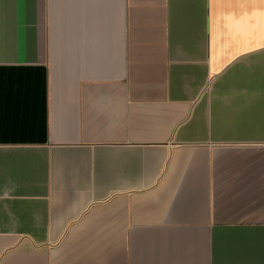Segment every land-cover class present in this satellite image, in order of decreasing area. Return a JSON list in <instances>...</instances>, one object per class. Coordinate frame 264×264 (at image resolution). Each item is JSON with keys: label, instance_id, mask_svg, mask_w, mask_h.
Returning a JSON list of instances; mask_svg holds the SVG:
<instances>
[{"label": "crops", "instance_id": "crops-1", "mask_svg": "<svg viewBox=\"0 0 264 264\" xmlns=\"http://www.w3.org/2000/svg\"><path fill=\"white\" fill-rule=\"evenodd\" d=\"M0 264H264V0H0Z\"/></svg>", "mask_w": 264, "mask_h": 264}]
</instances>
